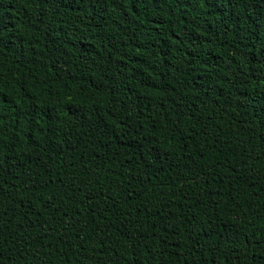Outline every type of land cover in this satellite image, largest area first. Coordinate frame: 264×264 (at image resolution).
I'll list each match as a JSON object with an SVG mask.
<instances>
[{
  "label": "trees",
  "instance_id": "obj_1",
  "mask_svg": "<svg viewBox=\"0 0 264 264\" xmlns=\"http://www.w3.org/2000/svg\"><path fill=\"white\" fill-rule=\"evenodd\" d=\"M0 264H264V0H0Z\"/></svg>",
  "mask_w": 264,
  "mask_h": 264
}]
</instances>
